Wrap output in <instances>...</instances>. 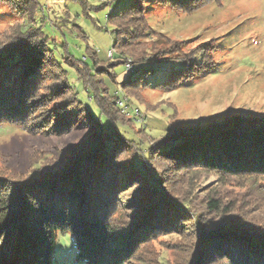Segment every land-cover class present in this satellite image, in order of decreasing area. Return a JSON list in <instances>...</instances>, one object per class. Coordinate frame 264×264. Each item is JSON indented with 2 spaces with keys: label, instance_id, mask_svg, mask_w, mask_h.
Returning a JSON list of instances; mask_svg holds the SVG:
<instances>
[{
  "label": "trees",
  "instance_id": "1",
  "mask_svg": "<svg viewBox=\"0 0 264 264\" xmlns=\"http://www.w3.org/2000/svg\"><path fill=\"white\" fill-rule=\"evenodd\" d=\"M152 1L184 11L201 2ZM11 3L22 21L0 46V124L23 128L13 117L17 107L26 105L30 112L40 103L48 105V100L40 102L38 96H51L65 104L71 115L90 120L95 127L67 169L53 172L38 161L25 172L12 173L0 166V264H50L58 232L71 233L75 260L84 264H133L132 257L147 235L181 231L183 226H189L192 243L187 264H264V224L234 211L240 206L223 202L216 193L203 197L204 212L195 211L184 192L171 190L169 181L177 173L183 176L177 178L179 184L184 183L190 168L222 178L264 177V117L232 116L202 128H169L159 139L146 138L143 150L142 142L110 124L120 120L131 125L104 85V73L116 80L114 70H108L93 50L91 67L80 61L76 66L92 82L98 103L105 106L111 120L105 128L77 102L65 72L51 54L26 50L37 34H28L25 23L39 8L38 1ZM145 6V0H131L106 16L116 36L113 53L108 55L110 66L125 67L127 59L131 60L125 80L115 81L124 92L155 77L154 86L171 89L196 63L185 58L163 62L142 45L145 34L153 35L144 18ZM156 38L165 39L158 34Z\"/></svg>",
  "mask_w": 264,
  "mask_h": 264
},
{
  "label": "rangeland",
  "instance_id": "2",
  "mask_svg": "<svg viewBox=\"0 0 264 264\" xmlns=\"http://www.w3.org/2000/svg\"><path fill=\"white\" fill-rule=\"evenodd\" d=\"M37 1L39 8L25 23L28 34L37 35L26 50L51 54L65 72L77 102L100 126L109 127L111 120L105 115V106L98 103L99 94L76 66L80 61L91 67L89 54L93 50L108 70H114L115 81L125 80L131 60L127 59L126 68L121 64L110 66L108 55L113 53L116 36L106 16L117 13L131 0ZM201 2L186 12L170 3L145 0L144 18L153 35L145 34L140 39L142 45L156 52L157 60L163 62L184 58L187 62L196 61L174 87L154 86L155 77L148 84L138 83L136 88L124 92L110 75L103 74L108 96L114 99L119 113L131 121V125L120 120L110 124L142 142L143 150L148 143L146 138L159 139L169 128H202L232 116L264 117V0ZM11 4V0H0V46L5 35L22 21V15ZM157 34L174 46L157 39ZM37 99L49 103L43 106L39 102L30 112L22 104L25 108L21 105L13 114L23 128L0 124V166L9 172L31 170L32 162L37 161L53 172L67 169L77 160L75 153L86 146L94 130L93 122L71 115L65 104L53 101L51 96ZM187 174L182 184L178 180L183 176H170V187L172 191L184 192L195 211H203L205 194L216 193L223 202L240 206L234 211L264 224V177L222 178L199 168H190ZM188 228L147 235L132 257L133 264H187L192 250ZM73 241L71 233L58 232L50 264H84L75 260Z\"/></svg>",
  "mask_w": 264,
  "mask_h": 264
},
{
  "label": "built area",
  "instance_id": "3",
  "mask_svg": "<svg viewBox=\"0 0 264 264\" xmlns=\"http://www.w3.org/2000/svg\"><path fill=\"white\" fill-rule=\"evenodd\" d=\"M109 55H111V52L109 53ZM128 68H131V64H127Z\"/></svg>",
  "mask_w": 264,
  "mask_h": 264
}]
</instances>
